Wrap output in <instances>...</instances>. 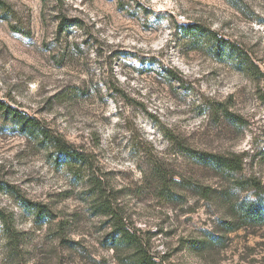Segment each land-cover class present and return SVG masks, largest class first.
Listing matches in <instances>:
<instances>
[{"label": "rangeland", "instance_id": "rangeland-1", "mask_svg": "<svg viewBox=\"0 0 264 264\" xmlns=\"http://www.w3.org/2000/svg\"><path fill=\"white\" fill-rule=\"evenodd\" d=\"M0 101L39 126L0 110V264H264V224L231 229L264 198V0H0ZM95 180L117 219L95 210Z\"/></svg>", "mask_w": 264, "mask_h": 264}, {"label": "trees", "instance_id": "trees-1", "mask_svg": "<svg viewBox=\"0 0 264 264\" xmlns=\"http://www.w3.org/2000/svg\"><path fill=\"white\" fill-rule=\"evenodd\" d=\"M190 31H195L194 34V42L201 44L205 43L208 45V48H210L214 54L215 57H217L220 60H228L232 65L240 66L247 63H250L248 57L246 54H244L239 48H237L235 45H233L231 42L223 40L221 38H218L217 36H211L207 34L204 30H201L200 28H197V26H191ZM165 74L170 77V79H177L176 76L171 73L168 70H165ZM0 110L4 112H10L13 119L17 121L18 124L22 125V129L26 128L30 133H34L36 129H39L38 124L28 118L23 117L20 112L9 108L6 106L4 102L0 101ZM221 116L225 119H230L232 115L227 110H221L220 112ZM39 134H34L36 137L41 136V140L43 143L47 145H52L54 149L58 150L61 155H64L69 162L73 161L75 163H84L85 159L83 158L82 154L76 152L75 150H70L68 147L64 146L63 140H61L57 136L51 135V133L46 129L39 130ZM177 149H180V151H183L184 153H187L190 157H192L193 160L198 162L201 165L211 166L218 168L219 170H229L235 167L236 165L232 162L223 157V156H216L211 155L205 152H195L193 149H191L189 146L181 142V140H176ZM68 162V163H69ZM239 165V164H238ZM154 171L157 173L158 181L164 184L165 178L162 175V173L159 171V168L155 165L153 167ZM93 186H95V190L100 192L97 199L94 201L93 206L95 207V210L99 213H103L106 215L107 220H114L117 219L116 211L114 210V207L112 203L109 200H106L102 197L103 195V189L100 184L97 183V181H94ZM237 221L238 224L234 226L231 229H234L236 227H240L241 225H262L264 224V198L257 197L254 200H248L243 201L239 204L237 208V213L234 218V222ZM117 221L113 222V227H116ZM7 229V228H6ZM9 232V231H7ZM121 235L126 238L127 232L125 230L120 231ZM9 236L13 237V241L15 242L17 239V236L9 234ZM128 240V239H127ZM17 246L14 244V246L10 247V251H16ZM134 264H156L151 258H149L145 253L140 254L139 256H135Z\"/></svg>", "mask_w": 264, "mask_h": 264}]
</instances>
